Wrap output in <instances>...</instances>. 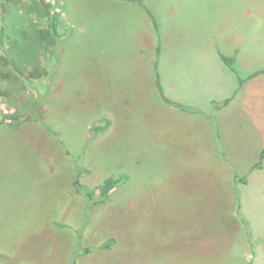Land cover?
I'll use <instances>...</instances> for the list:
<instances>
[{
  "label": "rangeland",
  "instance_id": "rangeland-1",
  "mask_svg": "<svg viewBox=\"0 0 264 264\" xmlns=\"http://www.w3.org/2000/svg\"><path fill=\"white\" fill-rule=\"evenodd\" d=\"M134 2L0 0V264H264V0Z\"/></svg>",
  "mask_w": 264,
  "mask_h": 264
},
{
  "label": "crops",
  "instance_id": "crops-1",
  "mask_svg": "<svg viewBox=\"0 0 264 264\" xmlns=\"http://www.w3.org/2000/svg\"><path fill=\"white\" fill-rule=\"evenodd\" d=\"M115 2H117V5L119 6H123L126 7L128 9H134L136 8V6H133L134 4H136V2L131 1V0H115ZM132 6V7H131ZM190 51H184L185 56L188 55L190 56L191 60L197 62L199 61L201 63L202 66H206L208 64L209 59L212 58V64L216 67H218V69L221 71V74L224 78H226L228 80V82H230V84H232L231 82V74L233 73V68L231 69V67L227 66L224 59H230L232 57H229L228 54H224V52L222 53L223 50H211V51H207L205 53V51H198L196 49H189ZM209 55H211V57L209 58ZM232 60V59H230ZM261 85H264V76L262 77H258L257 81H253L251 83H248L246 85H244L243 87H245V90L247 91V98L246 101L247 102V106L251 107V112H252V118H253V123L255 124V126L257 127L256 129L259 131L260 134L264 135V92L263 89L260 87ZM235 86V85H234ZM255 94L258 93L260 95V102L257 104L256 101H254V103L252 102V100L250 99V94ZM230 102V101H229ZM230 104L227 105V107ZM226 107V108H227ZM26 123V122H23ZM9 124V122H8ZM20 124H22V121H20L18 125V127L20 126ZM215 130V129H214ZM216 132V130H215ZM215 136L217 137V133L215 134ZM214 136V137H215ZM213 147L210 145V155L211 157H216V153L215 151L217 150V144L215 142V139L213 140ZM212 143V142H211ZM263 150V149H262ZM261 153V152H260ZM260 157V156H259ZM37 201V205H42V203L45 204V197L41 196H35ZM40 199V201H39ZM12 200V194H7L5 192V190H1L0 191V203H11Z\"/></svg>",
  "mask_w": 264,
  "mask_h": 264
},
{
  "label": "trees",
  "instance_id": "trees-1",
  "mask_svg": "<svg viewBox=\"0 0 264 264\" xmlns=\"http://www.w3.org/2000/svg\"><path fill=\"white\" fill-rule=\"evenodd\" d=\"M135 1V0H133ZM139 2V1H137ZM140 3V2H139ZM141 4V3H140ZM46 16H49L50 14L49 13H46ZM57 17L54 16V17H51V23L49 24V26L46 28V29H40V30H37V35H36V41L41 44L42 46L44 44H47L49 46H54L55 43H56V35H57V28H58V21L56 19ZM153 22H154V25L156 24L154 19H153ZM8 61V59H7ZM225 63L227 65H229V67H231V61L233 60H230V59H227L225 58L224 59ZM17 73H18V76L21 75V72L19 70H17ZM40 75L39 73H34V72H31L30 75H29V78H38ZM160 81H159V78L157 77V83H156V86L158 87L159 89V92L161 93V97L165 100V102H169L168 104L174 106V107H177V108H180V109H186L185 107H182L180 105H177V104H173L171 101H169L168 99H166V97L164 96V93H163V90H162V87L160 86ZM229 103V100H226L223 105H226ZM263 162H264V149L261 151L260 153V157H259V160L258 162L251 168V171L250 172H253L257 169H262L263 168ZM238 177V176H237ZM79 178V177H78ZM77 178V180L75 181V184L79 187L80 185V181L79 179ZM126 177H124L122 180H125ZM122 180H114V179H107L104 181V183L100 186V195L102 198H106L108 197L109 193L111 192L112 189L116 188V186L122 181ZM241 182L246 184L247 181H246V177H242L241 178ZM88 195V199L91 200V196H92V193L90 194H87ZM113 240H110L108 244H105V246H103V248H109V244L112 242Z\"/></svg>",
  "mask_w": 264,
  "mask_h": 264
}]
</instances>
